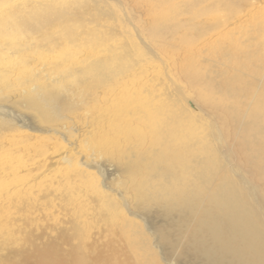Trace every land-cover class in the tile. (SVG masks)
I'll return each mask as SVG.
<instances>
[{
  "label": "bare ground",
  "instance_id": "1",
  "mask_svg": "<svg viewBox=\"0 0 264 264\" xmlns=\"http://www.w3.org/2000/svg\"><path fill=\"white\" fill-rule=\"evenodd\" d=\"M49 1L33 9H52L53 0ZM91 1L81 0L75 4L68 12L70 19L108 15L102 6L104 0L96 1L95 5ZM127 2L134 4L133 19L155 54L164 61L162 64L168 73L159 72V76L149 79L152 60L138 45L137 49L124 46V53L114 57L87 56L82 60V69L71 66L75 65L73 63L66 68L67 75L59 83L71 84H62L64 89L81 92L87 102L90 100L92 108L98 102L95 100L93 106L95 95L103 90L104 97L107 94L108 100L114 102L107 107H111L109 110L116 118L113 121L98 112L100 115L94 121L78 125L63 151L60 142V149L52 143L40 144L36 152L32 151L30 168H26L22 177L24 180L33 176L23 185V197L19 201L23 207L19 212H8L0 202V264H149L148 258L154 259L152 246L146 239L137 241L136 237L128 236L127 230L122 231L121 239L117 238L114 228L106 225L111 208L120 209V203L112 198L107 203L108 195L103 190L96 189L98 203L89 205L88 217L81 207L88 202L79 203L78 187L84 188L81 180L85 177L79 160H87L88 153L93 151L118 162L123 175L121 189L129 195L132 209L162 219L164 227L158 241L167 259L178 255L180 262L186 264H264V63L260 56L261 59L256 60L260 64L254 65L252 57L256 54L248 50L250 57L243 56L241 64L242 54L241 57L237 54L241 51L229 38L234 31L245 28L242 15L250 8L249 2ZM52 22L50 19L49 23ZM249 23L248 29L253 28V32L258 33L261 26ZM248 29L247 33H252ZM70 30L69 36L74 37ZM204 36L210 37L205 41L210 49L222 48L223 68L213 73L212 68L218 62L207 59L204 82L198 83L196 78L202 73L193 59L202 44L200 37ZM93 41L102 45L96 35ZM253 41L247 42L254 44ZM187 47L195 49L185 51ZM172 67L176 72L182 70L180 75L175 74ZM181 74L194 89L192 95L198 96L195 104L203 112L202 118L185 104L189 97L188 86L184 90L185 84L175 83L176 79H182ZM141 76H147L145 83L148 87L152 85L151 88L143 92L136 85L138 90L128 92L127 79L132 86V81ZM167 82L175 85L167 89ZM116 84L131 101L124 104L122 98L118 100L119 93L109 94ZM74 86L79 87L75 90ZM59 88L62 87H58L55 95L61 99ZM208 89L212 91L207 93ZM183 93L187 97L184 98ZM121 110L126 114L120 115ZM5 131L0 129V142L6 137ZM2 164L0 201L4 198L2 190L9 172L4 171ZM71 169L78 170L77 174L71 176ZM87 174L90 173L86 172V177ZM16 176L21 175L17 172L12 177ZM83 188L80 189L83 191ZM41 193L44 199H38ZM42 200L48 205L41 203ZM96 220L101 228L91 239L87 226ZM137 255H140L138 261Z\"/></svg>",
  "mask_w": 264,
  "mask_h": 264
},
{
  "label": "rangeland",
  "instance_id": "2",
  "mask_svg": "<svg viewBox=\"0 0 264 264\" xmlns=\"http://www.w3.org/2000/svg\"><path fill=\"white\" fill-rule=\"evenodd\" d=\"M80 1L81 0H53V2H51L52 9L47 10L46 8L44 9V7H40L42 9L38 8L35 10L33 8H37V5H47L50 1L0 0V129L6 130L4 135L6 137L0 142V163H3V166L5 165L4 171H9L8 174H6V187L2 190L4 198L0 202L4 204V208L7 211L19 212V209L23 207L19 202L23 197V185L33 179V176H28V178L24 180L22 177L26 168H30L31 159L34 157L32 151L36 152L40 144L56 143L58 145L60 142L61 151H63L62 149H64V146L74 137V132L81 126L80 124L90 122L92 119V121H94V119L98 118L97 115L100 114L111 118L113 121L116 118V115L109 110L111 107H107L114 105V102L108 100V98H110L109 95L106 94V97H104L105 94L103 95V90L100 91L103 93H97V96L95 95L97 99H93V106L96 101H98L96 105H101L102 109H98L99 106L96 105L92 108V103L89 102L90 100L88 103L81 92L76 90L79 86H77V88L74 86L76 91H66V89H64V86L70 85L71 82H63L62 84H65L63 86L59 82L67 75L68 69L66 68L70 67V64L73 63L75 65L71 66L82 69V60L87 59V56H94L95 59L114 57V55H121L124 53L122 47L131 45L135 49L136 45H138L140 48H143L145 53L151 58L150 61L152 60L149 67L150 73H148L149 79L159 76V72L168 73V71H165L166 67L162 64L164 61L159 58V55L155 54L153 46L147 42V39H145V36L133 19L132 12L134 11V4L131 5L127 0H104L102 6H105L110 16L107 15L97 18L91 15H83L79 20L75 18L71 20L70 18L72 17H70L68 12ZM92 1H94V5L96 1L100 2V0ZM245 1L250 4V8L246 9L242 15L244 23H246L245 28L234 31L229 38L237 43V48L241 51V53H237L240 54V57L242 54L241 61L239 59L241 64L244 62L243 56H249L247 52L250 50L251 53L254 51L253 53L257 55H253L254 58L252 57V63L255 62L254 65L256 64V66H258L260 63L258 62L259 60L256 62L257 59H261L262 57L264 63V0ZM218 15L220 16V14ZM253 18H255V20ZM50 19L53 20L52 23H49ZM253 22L256 23V27L261 26L258 33L256 31L254 33L253 28L248 29V23L250 25ZM69 28H71L74 37H72V35L69 36ZM246 29L250 30L252 33H247ZM94 35L98 36L100 41L102 40L101 46L96 45V42L93 41ZM248 37L250 39H248ZM200 39L201 41H199V43L201 42L202 44L199 50L196 49L197 53L194 55L196 58L193 59V62L196 63V68L200 70V74L202 73V76L196 79H198V83H203V75H205L208 65L207 59H216V62H218V65L212 68V72L214 70L213 73L220 71L223 68L221 62L224 59V52L221 50L222 48L220 46L214 49L209 48L210 44L205 42L210 39L209 36L200 37ZM252 39H254V44H252V42H247ZM216 44L217 41L215 42V45ZM257 45L259 48L256 47ZM196 46L197 45H195V47ZM108 49L112 50V52H108ZM194 49L187 47L185 51H194ZM183 52L184 51H182V53ZM151 64L153 66H151ZM235 65H238V63ZM172 71L180 75L182 70H177L176 72L172 67ZM182 74V79H176L175 83L179 84V86L185 84L182 87L186 90L188 82H186V76L183 78ZM141 77L143 78L141 79ZM141 77L137 78L138 80L134 79L132 81L134 86H131L130 79H127L128 86L126 87H129L128 92L129 89L132 91L137 87L140 89L142 88L141 90L143 92L147 88H151V84H148L149 86L151 85L150 87L146 86L147 84L145 82L147 81V76ZM134 81L136 82L134 83ZM172 81L174 82L175 80L172 79ZM167 83L171 84L169 85ZM167 83L165 86L167 89L169 86L173 87V85H175L172 82ZM117 85L118 84H116V87L114 86L117 89L116 91L114 87L110 86L113 91H108L106 93L110 92L109 94L112 93V95H118L119 93L118 100L122 98L124 104L127 101H131L124 89L117 88ZM58 87H62L61 89L59 88L61 92L58 90L59 93H61V99L57 98L55 95ZM171 89L173 91L175 88ZM186 91L189 97L183 93L184 98H188L187 101L184 100L185 104L189 106L191 111L197 116L202 118L203 112H201L200 108L195 104L196 100H198V96L196 94V96L192 95L194 89L188 86ZM211 91L212 90L208 89L207 93ZM188 92L191 93V96ZM16 95H19V98H13ZM102 95L103 97H101ZM105 102L110 104H105ZM19 105L21 107H19ZM125 114V110L120 111V115L123 116ZM207 122H209V120H207ZM2 126H5V129L2 128ZM60 146L58 145L59 149ZM88 154V161L83 158L79 160V167L85 172V177L81 180V183L83 181L81 186H84V188L78 187V192H80L78 193V198L80 199L79 203H89L81 206L85 208L87 217L90 215V206H96L98 203H96V200H98L96 189L99 191L101 189V191L103 190L108 195L106 199L107 203H110V198L120 203V209L111 208L108 220L106 221L108 223L106 225L109 228H114L113 233H117V238L119 237L121 239L120 234L122 231L126 232L127 230L129 237H136L135 239H137V241L144 238L150 242L152 246L151 249L155 256L154 259H149L144 256L146 259L148 258L147 262H149V264H186L180 262L178 255L168 259L165 256L164 247L158 241V235H160L161 229L164 227L162 219L132 209L129 202V195L121 189L123 175L120 172L118 162L111 160L109 156L98 151L89 152ZM31 155L32 157L29 158ZM77 171L78 170H72L70 172L71 176L76 175ZM17 172L20 173L21 176L12 177ZM86 172L90 173L87 174L88 177H86ZM92 185L97 187H92ZM80 188H83V191ZM38 199H44V194H39ZM93 200L95 202L92 203ZM8 202L12 205L10 206ZM41 203L48 205L44 203L43 200ZM56 203L60 204L58 199H56ZM43 225L46 226V223H43ZM57 225L55 224V226ZM99 228H101V224H98V220L87 226L91 239L97 235L100 230ZM91 241L92 240H90V242ZM122 245V250H125L126 246H124V243H122ZM139 256H135L136 261L140 260Z\"/></svg>",
  "mask_w": 264,
  "mask_h": 264
}]
</instances>
